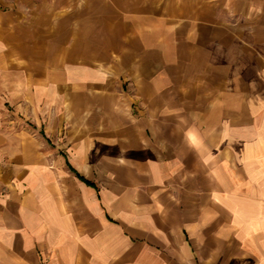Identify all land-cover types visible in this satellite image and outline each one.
I'll return each mask as SVG.
<instances>
[{"label":"crops","instance_id":"0c3cea01","mask_svg":"<svg viewBox=\"0 0 264 264\" xmlns=\"http://www.w3.org/2000/svg\"><path fill=\"white\" fill-rule=\"evenodd\" d=\"M0 264H264V0H0Z\"/></svg>","mask_w":264,"mask_h":264}]
</instances>
